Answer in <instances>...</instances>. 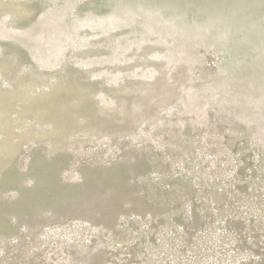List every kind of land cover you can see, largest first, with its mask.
Here are the masks:
<instances>
[{
  "label": "rangeland",
  "instance_id": "1",
  "mask_svg": "<svg viewBox=\"0 0 264 264\" xmlns=\"http://www.w3.org/2000/svg\"><path fill=\"white\" fill-rule=\"evenodd\" d=\"M243 155L264 0H0V264H264Z\"/></svg>",
  "mask_w": 264,
  "mask_h": 264
},
{
  "label": "trees",
  "instance_id": "2",
  "mask_svg": "<svg viewBox=\"0 0 264 264\" xmlns=\"http://www.w3.org/2000/svg\"><path fill=\"white\" fill-rule=\"evenodd\" d=\"M246 159H245V155H243L241 157V160H242L241 164H240L241 167L236 171L235 176L233 177V182H231L229 185H226L224 187H218L217 183L212 184L213 186H211V189H210L212 192L211 193L212 195L226 196L229 193H261V191L263 190L262 188L264 186V177L258 178L256 176V174L254 173V174L249 176V179H247V178L245 179L244 172H245V168H246L245 165L247 164ZM261 159H263L262 156H261ZM250 182L251 183L253 182L251 187L249 186ZM207 190H208V188H207ZM260 203H264V201H262ZM198 206H199V204H197V207ZM238 208L239 207H237L236 209H238ZM261 209H264V208H261ZM230 218H235V217H230ZM250 221L255 222L254 220H250ZM239 224H241V231H243L244 228H246L245 223L240 222ZM244 232H246V234L248 233L246 230H244ZM253 235H255V234H253ZM249 236L250 235H248L247 237H249Z\"/></svg>",
  "mask_w": 264,
  "mask_h": 264
}]
</instances>
